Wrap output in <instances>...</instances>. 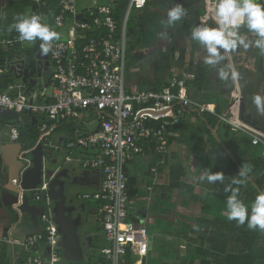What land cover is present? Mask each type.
Listing matches in <instances>:
<instances>
[{
    "label": "crops",
    "instance_id": "1",
    "mask_svg": "<svg viewBox=\"0 0 264 264\" xmlns=\"http://www.w3.org/2000/svg\"><path fill=\"white\" fill-rule=\"evenodd\" d=\"M26 1L28 0H0V40L17 38L18 35H13L14 30L9 32L8 28L14 22V17L21 14V10H23L22 14H25L26 6L24 9H20L18 5L15 7L14 11L12 8L13 4L26 3ZM32 1L41 5L43 8L48 5L47 2L44 3L41 0L40 2H36L35 0ZM158 1L163 0H154L145 9H147L148 13L160 15L162 18H167V11L168 9L174 7V3L182 4L183 7H188L187 11L191 10L192 14H194L196 6V4L193 3V0H182L181 2L169 0L167 3L168 5L166 4L167 6L164 7L165 9H161L158 7ZM94 2H98V4L103 5L108 4L109 0H97ZM262 2H264V0H262ZM201 7L203 9V13L199 15L195 14L199 24L205 23L201 21V18L206 13L204 0H201ZM30 8L32 13V6H30ZM78 8L81 12H86L90 7L81 10L78 2ZM116 12L117 14H119L118 12L122 13V7H117ZM121 13L119 15H121ZM38 14L43 18V22L49 24L55 31L58 32V30L54 27L53 18L59 14V8H57V13L51 18L45 10H40ZM117 20L120 21V19ZM70 22L71 21H68V25ZM212 23L213 22H207L210 26ZM157 28H159V30L156 32H153L154 28H149L152 33H157L160 36V38L154 40L155 45L143 49L133 47V53L148 56L150 58V66L148 69L150 79L146 80L147 83L145 86H139L136 81L129 78L128 83L126 82L128 89L136 88L146 91H161L173 79H178L184 82L188 97L198 102L212 103L215 105L216 111L219 104L223 111L221 114H227L230 112L234 105V96H240V119L248 124H251L253 127L264 131V114H260L255 105L252 103V97L254 95L260 94L264 96V64L263 59L262 63L259 61L256 48H249L252 49L251 51H253L254 54L256 51L254 58L251 56V64L254 68V77L252 80H249L245 75L246 70L250 65V59H248V62H245L244 64L240 63L239 60L236 61V57H238L240 49L242 48L230 53L228 58L223 61L221 65H217L214 68L203 63V50L200 49L197 44L193 45L194 41H190L189 37L192 26L188 22L185 20L179 21L176 26L173 28L170 27L169 29L164 26H159ZM160 30L167 32L168 36L171 35V31H174L175 33L178 31L183 33L185 36V39L183 40L184 43L176 46L169 44V40L166 41L164 39L159 41L163 39L160 35ZM142 31L144 32V27L139 28V38L143 34ZM66 33L67 30L61 34V39H64L67 36ZM39 43V41H36L35 43L28 42L24 45L22 44V46L18 45L13 49L2 48L0 50V57L3 62L8 60L12 64L21 63V61L30 63L31 61L35 65V72L33 75H37L36 58L40 54V49H38ZM170 48H172L174 50L173 52H175L172 62L173 64L170 66L171 68L169 73L161 75V66L166 67V64L168 65V63L167 61L163 63L157 58L153 59L152 56L157 52L166 53L170 50ZM180 52L183 53L182 56ZM49 62L50 66L48 71L43 73L42 79H44V86L39 92L37 90V85L39 84L40 79L38 80V84L35 87H32L17 78V75L11 69L12 66L10 67L9 73L6 75L0 74V90L5 91L10 85L22 82L30 91H37L40 93L46 90V92L50 94L51 90L48 89V87L53 76L54 67L50 59ZM227 64H230L232 68L242 73L241 79L239 78L235 82L231 81V79L228 81H222L219 79L218 69ZM244 66L246 68H243ZM139 72L140 67L138 66H133L130 69V73L132 75ZM245 96L247 99L244 98ZM243 109H246V116L248 119H244L241 116ZM18 115L19 118L13 121L0 117V145L1 143H21L24 146V151L30 152L37 145L40 139L32 149H26L25 143L23 144V142L20 141V138L18 141H14L11 137V131L9 133L10 140L1 141L2 129L16 128L20 132L19 127L24 128L27 124L28 118L33 121V125H39L38 117L36 119L28 113ZM21 116L26 117V119L23 122H16ZM213 116L216 117V115ZM33 118H35L36 121H34ZM183 118V122L178 125L173 132L170 131V135H168V148L163 155H159V153H157L154 143L146 141L142 143L144 154L137 157L126 166V174L129 181H134L130 187V191L136 192L135 196L130 197L128 225L134 227H146L150 233V251L144 258L145 264L149 255H156V252L161 251V249H164L165 254H169L174 250L171 254H175L176 262H180L178 264H201L202 261L206 260L212 263L223 254L224 249L227 250V253L236 252L231 251V249L234 247L236 239L239 238L240 229L234 226L233 221H229L226 218V201L215 195V185H208L206 181H201L199 177L207 170L209 172L231 174L232 177L237 176L239 170L241 169L237 160L241 161L242 165L247 163L250 158V150L254 148L248 147L247 150L244 148L243 151L239 152V158H236V156L232 154L234 152V148L226 145L218 135L221 124L220 122H222L219 117L218 119L220 122H218L216 126H211L207 118H203L201 114L194 110H186ZM93 120H96L95 117H93ZM77 121L78 120L70 121L64 123L62 126H55L50 129L49 136H51V139L57 143V145L61 141L60 146L63 147L61 152H63L64 155L62 153L59 154L64 157L62 162H59L57 158H51L47 161V157L49 155L48 153H50L48 151H51V149L44 147V160L45 163H47V166L56 160L58 161L57 164L59 163L56 169H61L62 166H67L68 164L70 168L77 167L80 172L86 171L82 168L78 160L90 157L93 154L92 151L80 148L74 149L71 153V157L73 158L72 162H66L64 159L66 155H69V151L65 149V145L76 138L77 135L94 132L98 130L99 127L96 125L93 130L87 131V119L83 118L82 124L78 123L75 128L76 130L73 133L72 129ZM222 125L224 128L227 126L231 128L230 125ZM212 131H215L218 137H215ZM231 133L233 138L248 137L251 139V143L253 144L252 138L249 135L243 132L233 131L232 128ZM212 136L225 153L219 154L220 148L213 146L214 140H212ZM253 146L255 147V145ZM256 147L263 149L262 145H256ZM237 151L238 149L236 152ZM224 154L232 159V161L236 164L235 167L227 164ZM0 173L4 177V181L1 184L2 192L8 179V169L2 163H0ZM178 176L179 180L174 182L176 185L174 186L172 183L173 178L176 179ZM252 184L253 186L256 185L255 183ZM76 187L91 189L90 192L76 194L75 199L80 202L82 208H84L83 210H86L87 212V215L83 217V223L86 222L87 224L88 222H96V226H93L92 231L87 228L89 230V232L87 231L88 233L84 232L83 234L82 232V235L80 234L81 238L84 241H87L88 238H92L93 244L89 247L88 255L90 252L94 255L96 254V251L100 249L98 251V256L103 260L102 263L106 264L107 261L101 251L105 246H107V241L102 227L96 221V213L99 208V204L96 201L83 200L81 198L83 194L92 193L97 190V188L95 186ZM144 191L145 194H143ZM245 191L246 195L242 200L245 202L246 197H248L250 201H253L256 193L249 187H247ZM88 202H94L95 204L88 205ZM1 203L0 264H13L15 261H23L25 259V253L23 252L22 247L13 244L11 241L12 237L10 235V230L17 224V222L22 220V216L17 207L11 206L5 208L2 199ZM31 204H37L38 207H42L34 200H31ZM53 205L55 209V204L53 203ZM41 216L42 215L38 216V220L42 225ZM16 218H18L17 222L15 221ZM27 219L29 220V224L32 225L33 222L31 221V217L29 216ZM7 228L10 229L8 234H6ZM154 228H157L159 232H155ZM161 231H164V234H161ZM15 236L17 237L18 235L13 234V238ZM93 251L95 253H93ZM88 255L86 258H88ZM137 259V256L129 254L128 258H126V264L129 260H131L134 264ZM63 260L64 264L69 263L65 261L64 257ZM166 264H168V260L166 261Z\"/></svg>",
    "mask_w": 264,
    "mask_h": 264
},
{
    "label": "built area",
    "instance_id": "2",
    "mask_svg": "<svg viewBox=\"0 0 264 264\" xmlns=\"http://www.w3.org/2000/svg\"><path fill=\"white\" fill-rule=\"evenodd\" d=\"M152 1L109 0L103 5L94 2L86 12H81L77 0H59V14L53 18V23L60 34L67 30V36L53 41L49 52L54 67L48 87L51 93L30 91L22 82L10 85L5 91L0 90V112L28 113L38 117L40 141L47 149L63 150L49 136L50 129L57 124L83 120L88 115L91 119L95 117L98 130L79 134L67 143L65 149L69 155L64 161L72 162L74 149L93 153L77 160L83 169L100 173V185L81 198L99 204L96 221L107 241V247L101 251L106 264H126L129 254L138 257L134 264H142L149 254V230L128 225L130 196L126 166L144 154L142 143L146 141L159 144L156 151L164 154L168 148V131L183 122L186 110L218 116L233 131L249 135L253 145H262L264 156V131L240 119V96H234L230 112L219 115L214 104L188 97L184 82L178 79H173L161 91L128 89L127 27L131 13L145 9ZM204 1L206 13L201 21L212 22L214 0ZM117 7H122L120 21L116 19ZM206 16L207 20L204 19ZM68 21H71L69 25ZM26 43L17 38L3 39L0 50ZM12 65L0 57V74L9 73ZM50 123L56 125L51 128ZM11 137L14 141L19 140L18 129L11 130ZM13 183L16 184V180ZM29 193L44 207L43 231L13 238L17 226L12 227L11 241L21 246L25 253L23 261L13 264H64L60 246L62 236L55 222L48 180L44 178L42 184Z\"/></svg>",
    "mask_w": 264,
    "mask_h": 264
},
{
    "label": "clouds",
    "instance_id": "3",
    "mask_svg": "<svg viewBox=\"0 0 264 264\" xmlns=\"http://www.w3.org/2000/svg\"><path fill=\"white\" fill-rule=\"evenodd\" d=\"M212 11V25L199 24L191 29L190 41H194L204 52L203 63L216 67L228 58V55L242 48L259 49L264 55V2L262 0H214ZM187 12L182 4H176L168 9L167 18L163 21L166 28L173 27L185 18ZM205 20L208 19L206 16ZM243 29L244 31H241ZM18 33L20 42L35 43L39 41L41 55H47L52 48V42L61 38V34L43 22L39 14H18L8 31ZM254 37V39L250 38ZM167 38V32L160 34ZM218 77L222 81L235 82L239 73L230 64L218 69ZM252 103L260 114H264V96L256 94ZM252 166L242 165L237 176L229 178L230 182L224 187L225 193H230L226 199L225 215L229 221H235L237 226L247 225L249 230L264 232V191L259 192L250 205L241 199L243 187ZM208 185L224 184L225 176L222 172L204 171L199 177Z\"/></svg>",
    "mask_w": 264,
    "mask_h": 264
},
{
    "label": "water",
    "instance_id": "4",
    "mask_svg": "<svg viewBox=\"0 0 264 264\" xmlns=\"http://www.w3.org/2000/svg\"><path fill=\"white\" fill-rule=\"evenodd\" d=\"M36 73L35 65L29 62L21 61L12 65V71L24 83L35 87L38 80L43 78V73L48 71L50 66L49 54L37 56ZM0 117L13 121L19 118L16 112L3 111ZM36 121L35 118H33ZM215 137H218L215 131H212ZM1 134V131H0ZM61 141L58 146H60ZM62 153L61 150H57ZM64 155V154H63ZM64 157V156H63ZM44 145L41 141L29 152L24 151L21 143H1L0 145V163L7 169V183L1 192V199L5 208L17 207L20 211L22 220L20 226L15 227L13 234L18 236H31L42 232V225L38 216L44 213V207H38L37 204H31L30 190L40 186L45 178L49 182V194L55 202V222L58 225L59 233L62 236L60 246L63 250V257L66 262L83 264L92 246V238L84 241L80 235V229L83 227V216L76 212L75 197L70 192L76 186H95L100 185L101 175L98 172L83 171L80 172L77 167L70 168L62 166L61 169H52L45 163ZM58 161L52 162L56 165ZM16 180V184L13 181ZM84 209V208H81ZM31 217L32 225L29 224L28 217ZM10 229H6L8 234ZM5 234V235H6ZM145 264V259H143Z\"/></svg>",
    "mask_w": 264,
    "mask_h": 264
},
{
    "label": "trees",
    "instance_id": "5",
    "mask_svg": "<svg viewBox=\"0 0 264 264\" xmlns=\"http://www.w3.org/2000/svg\"><path fill=\"white\" fill-rule=\"evenodd\" d=\"M42 2H47V6L46 7H42L41 5H38L36 3H34L32 0H28L26 1V3H20V4H13V8L12 10H15V7H17L19 5L20 9H24L25 6H27V4H30L32 6V14H38V12L40 10H45L46 12H48L50 18L55 15L57 13V8H58V1L59 0H41ZM21 10V14H22ZM119 14L121 12H118ZM117 14L116 15V19H120V15ZM241 31H244L243 29H241ZM139 34V28L136 27H132L130 26V24L128 25L127 28V35L129 37H134L137 36ZM13 35H18V33H16L14 31ZM250 38L251 35L248 34ZM39 49V47H38ZM240 49V48H239ZM31 65H34L33 62L30 61ZM239 73V78L241 79V75L242 73L237 71ZM196 83V82H195ZM245 99H247V97H244ZM245 108V107H244ZM217 111L219 114L223 113L221 106L218 104L217 107ZM201 116H203V118H207L208 122L211 126H216L218 124L219 119L216 116H213L211 114H201ZM208 116V117H207ZM244 119H248V117L246 116V109H243L242 111V115H241ZM37 119V117H35ZM67 123V122H66ZM82 124V120H78L77 123L74 125V128L72 129L73 133L75 132V128L77 127V125ZM220 130H219V137L220 139L226 144L229 145L230 147L232 146V148H234V152L232 153L234 156H236V158H239V152L243 151L244 148L251 147L254 149L250 150V158L249 161L247 163H244V165H250L252 166V172L249 175V178L246 182V184L241 187V199L244 198V196L246 195V188L249 187L252 191H254L256 193V195L260 192V191H264V157H263V149L259 148V147H255L253 146V144L251 143V139H249L248 137H242V138H237V137H232V133H231V128L229 126H227L223 121L220 122ZM64 123L61 124H57V126H62ZM226 125L227 127H223V125ZM56 124H52L50 123L51 128L54 127ZM157 124H155L156 126ZM178 126H176L175 128H170L168 131V135H170V131L173 132ZM20 129V141L23 142V144L25 143V148L27 149H32L35 144L38 142V140L41 137V133L38 130V125H33V121L29 120V118L27 119V124L23 127H19ZM51 137V136H50ZM233 138V139H232ZM29 139V140H28ZM212 140H214V147H219L220 145L218 143H216L215 139L212 136ZM155 147L156 145H159L157 143H154ZM238 149V151L236 152V150ZM245 150V151H246ZM221 153H225L223 149L220 148L219 154ZM159 155H163V154H159ZM225 157V161L227 162L228 165H232V166H236V164L232 161L231 158H229L226 154H224ZM237 160V159H236ZM238 164H240V166H242L241 161L237 160ZM225 176V183L224 184H220L219 182L214 184L215 185V195L219 198H221L222 200L226 201L227 196L230 195V193H225L224 192V187L227 183L230 182L229 178H232L231 174H224ZM179 180V176L175 179L173 178V184L175 185V181ZM4 181V177L3 175L0 173V192H1V184ZM134 183L133 180H130L128 182V192L130 197L135 196L136 192L134 191H130V187L131 185ZM252 183H255L256 185L253 186ZM256 187V188H255ZM258 190V191H257ZM252 201H250L248 199V197H246V201L245 203L250 205ZM2 206L1 203V197H0V208ZM15 221H18V218L15 219ZM21 221L17 222V224L15 226L20 225ZM234 226L240 229V234H239V238L236 239V243H238V245L241 247V251L238 252H232V253H227V250H223V254L220 255V257H218L217 260H215L214 262H209V261H202L201 264H264V232H261L259 230H249L247 228V225L245 224L244 226H237V223L235 221H233ZM1 246V244H0ZM107 247V246H105ZM104 247V248H105ZM222 251V250H221ZM89 260V263L86 264H92L93 261V257L89 256V258H86V261ZM103 260L98 256L96 258L95 264H102ZM66 264H76V263H66ZM127 264H133L131 260L128 261Z\"/></svg>",
    "mask_w": 264,
    "mask_h": 264
},
{
    "label": "rangeland",
    "instance_id": "6",
    "mask_svg": "<svg viewBox=\"0 0 264 264\" xmlns=\"http://www.w3.org/2000/svg\"><path fill=\"white\" fill-rule=\"evenodd\" d=\"M94 1H97V0H78L79 5H80V9L82 10V9H86V8L91 7L92 3ZM168 1L169 0L158 1L157 2L158 3V7L161 8V9H165L164 7L168 5L167 4ZM175 1L181 2L182 0H175ZM173 3H174V1H173ZM193 3L196 4L195 10H194V14H192L191 10L187 11L188 7L184 6V8H185V10L187 12V15L185 16L184 19H182L183 21L185 20L186 22H188L192 26V28H194L197 25H199V22H198V20L196 18V15H199V14L203 13V9L201 7V0H193ZM175 5L176 4L174 3V6ZM27 6L25 7L26 8L25 9V14H32L31 13V8H30L31 5L27 4ZM165 20H166V18H164V17L162 18L160 15H155L153 13H148L147 9L135 10V11H133L131 13L130 26L136 27V28L144 27V32L142 31L143 34L141 35L140 38H139V35H138V36H134V37H129V39H128L129 40V47L127 49V58H126V63H127L126 82L127 83H128L129 78H131L132 80L136 81L137 84H139V86H142V85L145 86L146 83H147L146 80L150 79L149 73H148V69H149V66H150V58L148 56H142L140 54L133 53V47H137V49H143V48H147V47H151V46L155 45V41L154 40L160 38V36L157 33H152L151 29L154 28L153 32H156V31L159 30V28H157V27H159V26L160 27H162V26L165 27V25L163 23V21H165ZM176 24L174 26H176ZM148 27L151 28V29H149ZM167 29H169V28H167ZM163 32H165V31L160 30V33H163ZM164 39L166 41L169 40V44L177 46V45H179L181 43H184L183 40L185 39V36H184L183 33H180L179 31L176 32V33L174 31H171V35H169V36L167 35V38H163V39H161L159 41H162ZM252 39H254V37H252ZM195 44L196 43L193 42V45H195ZM252 49H248V50L240 49L238 57H236V61L239 60V62L242 63V64H244L245 62H248V59H250V61H249L250 65L248 66V68L246 70V75H245L249 80H252L253 77H254V73H253L254 68L252 67V64H251V62H252L251 56L254 58V56L256 55V51H257V57H259V61L262 63V59H263V64H264V55H261L260 51L258 49L255 51V54H254V52L251 51ZM173 51L174 50L172 48H170V50H168L166 53L157 52V53H154L153 56H152L153 59L157 58L159 61H162L163 63L165 61H167V63H168V65L166 64V67L161 66V70H162L161 71V75L169 73L170 68H171L170 66L173 64L172 62H173V57H174V54H175V52H173ZM182 54L183 53H181V56H182ZM234 61H235V59H234ZM133 66L140 67V72L132 75L130 73V69ZM235 66H236V64H235ZM243 68H246V67L244 66ZM43 86H44V79H40L39 80V84L37 85L38 92L43 88ZM25 119H26V117L21 116L20 119L18 121H16V122H20V121L23 122ZM86 119H87L86 130L87 131L93 130L96 127L97 123L93 119H91L89 117V115L86 117ZM11 130H12V128H8V129L6 128L5 130L2 129L1 141L10 140L9 133H10ZM51 158H54V159L57 158L59 162H62V160H63V157L55 149H51V152H50V154L47 157V161H49V159H51ZM90 190L91 189H84L82 187H80V188L75 187V188H73L71 190L70 195L72 196V195L81 194V193H84V192H90ZM143 194H145V191L143 192ZM30 197H31V200L33 201L34 197H33L32 193H30ZM87 204L90 205V204H95V203L94 202H88ZM86 226H87V228H89L92 231L93 226L94 227L96 226V222L95 221H93L91 223L88 222L86 224ZM154 230H155V232H159V230L157 228H154ZM81 232H83V234H84V232H87V231L83 228ZM161 234H164V231H161ZM98 251H96V254H94V255L92 254V252H90V254L88 255V258H89V256L93 257L92 264H95L96 258L98 257V254H99ZM231 251H236V252L237 251H241V247L238 245V243H235V245L231 249ZM172 252H174V250ZM172 252H170L169 254H165L164 249H161V251H157L156 252V255H153V254L149 255V257L146 260V264H166L167 260H168V264H178V263H180V262H176L175 254H171ZM93 253H95V252L93 251ZM85 263H89V260H87Z\"/></svg>",
    "mask_w": 264,
    "mask_h": 264
},
{
    "label": "flooded vegetation",
    "instance_id": "7",
    "mask_svg": "<svg viewBox=\"0 0 264 264\" xmlns=\"http://www.w3.org/2000/svg\"><path fill=\"white\" fill-rule=\"evenodd\" d=\"M55 144H57V143H55ZM51 149H53V148H51ZM48 152H51V151H48ZM48 154H50V153H48ZM58 164H59V163H58ZM58 164H56V165L50 164L48 167H49V168H52V169H56ZM55 166H56V167H55ZM74 197H75V195H74ZM53 203L55 204L54 201H53ZM75 207H76V212L73 213V217H76L78 214H81L83 217H84L85 215H87L86 210L81 209V208H82V205H81L80 202L77 201L76 199H75ZM83 228H84L86 231L89 232V230L87 229V226H86V222H85V223H83V227L80 229V234H81V235H82V232H81V231H82Z\"/></svg>",
    "mask_w": 264,
    "mask_h": 264
}]
</instances>
